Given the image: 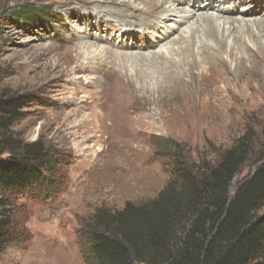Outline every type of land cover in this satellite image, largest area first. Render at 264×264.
Here are the masks:
<instances>
[{
	"label": "rangeland",
	"instance_id": "rangeland-1",
	"mask_svg": "<svg viewBox=\"0 0 264 264\" xmlns=\"http://www.w3.org/2000/svg\"><path fill=\"white\" fill-rule=\"evenodd\" d=\"M119 1L147 12L154 7L146 1ZM51 2L0 0L1 90L36 96V102L25 109V117L15 125V130L27 141L43 140L52 151L64 154L70 162L61 171L63 177L56 175L58 180H63V188L58 193L42 199L23 196L17 200L22 205L21 227L30 239L25 244L8 247L0 255V264H85L79 229L99 207L115 211L122 209L127 201L143 203L155 198L168 183V161L158 154L160 139L176 141L178 148L199 163L217 161L240 137L250 134L252 155L234 178L232 195L264 156V56L256 57L251 50L238 48L231 37L230 50L223 51L221 63L213 66L214 78L215 71L222 74L220 86H228L237 96L248 94L249 98L257 92V100L230 104L235 110L230 109L229 100L223 110V105L218 106L220 102L204 105L199 93L192 99L179 97V101L172 102V95L162 92L155 81L166 72L168 62L150 56L157 50L163 54L165 48L161 47L171 44L164 40L158 47L155 44L151 49L131 50V45H140L150 37L141 32L137 36L112 33L105 37L104 30L107 27L110 30L114 21H125L104 16L101 20H111L106 21L110 23L108 26L101 25L102 31L92 30L94 37L72 41L68 34L77 27L78 3H71V10L65 11L68 6ZM107 3L119 8L117 0ZM229 4L220 13L223 19L249 18L252 24L257 18L229 16L226 14ZM22 6L31 8L30 19H18L14 15ZM101 14L104 13L101 11ZM134 23V27L144 24L140 18ZM186 24L179 26L170 39L180 37ZM117 25L119 29L125 27ZM242 33V39L251 46L249 36ZM98 34L103 37L99 39ZM255 34L264 41V31L255 29ZM180 40L170 47L177 49L181 46ZM81 41L98 49L84 47ZM106 48L127 51L123 52L127 56L115 58L111 51L100 55V50ZM141 51L150 57L141 58ZM179 51L175 59H179ZM131 56L138 58L128 60ZM204 66L198 65L196 71ZM109 69H115L114 73L121 71L128 80L123 79L124 84L118 88L110 78L113 74ZM238 76L248 78L258 91L245 90V83ZM259 215H264V208Z\"/></svg>",
	"mask_w": 264,
	"mask_h": 264
},
{
	"label": "trees",
	"instance_id": "trees-1",
	"mask_svg": "<svg viewBox=\"0 0 264 264\" xmlns=\"http://www.w3.org/2000/svg\"><path fill=\"white\" fill-rule=\"evenodd\" d=\"M31 7V6H30ZM18 7V19L32 16ZM0 67V255L29 241L19 220L20 197L45 198L62 188L61 171L70 163L37 139L27 141L15 125L35 94L1 90ZM246 133L215 162H195L160 139L170 179L159 194L122 209L99 207L79 229L85 264H264V156L232 195L234 178L252 155ZM60 177V178H62ZM21 228V229H20Z\"/></svg>",
	"mask_w": 264,
	"mask_h": 264
},
{
	"label": "bare ground",
	"instance_id": "bare-ground-1",
	"mask_svg": "<svg viewBox=\"0 0 264 264\" xmlns=\"http://www.w3.org/2000/svg\"><path fill=\"white\" fill-rule=\"evenodd\" d=\"M108 1L110 0H52L51 3L63 7L68 6L65 11L71 10L72 6H69L71 3H78L75 7H78L77 27L71 29V33L68 34L72 41H76L79 38L85 41L88 40V38L94 37L91 32L92 30L97 32L102 31L101 25L105 24L108 26L110 23L106 21L111 20H101L103 16L104 18L114 17L115 19L125 21H114V25L110 30L108 27L104 30L105 37H109L112 33L137 36L139 32L144 35L147 34V36L150 37L140 45H131V50L151 49L155 44L158 47L160 42L164 40L166 44L172 45L177 39H181L178 41V43H181V46H178L177 49L170 47L171 45L169 47H161L163 49L165 48L163 54H167L169 58H165L162 51L159 50L152 52L150 55L155 60L162 58L168 62V68H165L166 72L163 76L156 78L155 81L162 92H168L172 95V102L179 101V97L191 96L190 99H192L195 93H199L201 96L200 102L204 105L212 106L220 102L218 106L223 105V110V108L226 107L224 103H227V100L230 101H228L230 109H233L231 105L234 106V104L236 105L238 102L242 104L250 100H257L259 95L257 96L256 91H258L259 88L257 87L255 89V86H253L248 78H241L238 76V79L241 78L240 80L244 81L245 90L254 88L252 92L256 93L253 94L252 98L247 97L248 94L237 96L231 93L228 86H220L223 82L222 74H217L215 71L214 78L213 66H216L217 63H221L220 54H222L223 51L230 50L228 42L231 40V37H233L232 41L235 39L234 42L237 43L238 48H244V51L249 49L251 52H254L256 57L261 55L264 56V41L255 34V29L264 31V8H262L264 7V0H159L157 3H154L153 0H140L146 1L149 5H154L153 11L149 12L144 8L140 9L131 6L129 2L119 0H117V2H119V8H113L109 6L107 3ZM198 3L203 4L198 6ZM228 3L230 4L228 5L229 8L226 14L229 16L235 14L245 17L255 16L257 18L253 20L252 24L249 18L237 19L236 17H227V19H223L220 13H222V9L225 10ZM113 10H115L116 13H114ZM101 11L104 14H101ZM209 11H211V13ZM197 13L200 14L197 15ZM139 18L140 21L146 25L143 24L134 27V22ZM167 21L173 22L168 24ZM187 22L188 24H186ZM117 24L125 27H120L119 29ZM184 24H186V29L183 30L180 37L178 36V38L170 39L175 30ZM233 30H235V32ZM242 32H246V35L249 36L252 42L251 46L242 39ZM185 34L188 36H186V39H183L182 37ZM101 37H103V35L98 34V38L100 39ZM95 38L97 39V37ZM166 39L170 40L166 42ZM83 41H81L82 46L85 47L88 45L91 49L92 47L98 49L96 45ZM178 50H180L179 53H181V55L179 59H175L174 55L177 54ZM110 51L109 48L103 51L101 49L100 55H108ZM231 51H233V49H231ZM123 52L127 51H111L110 53L113 54L115 58L121 57L122 59L127 56V53ZM134 54L138 55V53ZM139 55L141 58L150 57L149 55H143L142 51ZM129 58L134 59L138 57L131 56L127 59L129 60ZM116 61L118 62V60ZM202 63L203 66H205L196 71L198 65ZM112 71H115V69H109V73L113 74L110 78L119 88L124 84L123 79L126 78L128 80V77L121 75V71H116V73ZM128 83L129 82H126V84ZM189 92H192V94ZM235 109L236 108L233 110Z\"/></svg>",
	"mask_w": 264,
	"mask_h": 264
}]
</instances>
